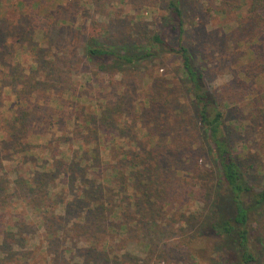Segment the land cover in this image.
Returning a JSON list of instances; mask_svg holds the SVG:
<instances>
[{
	"label": "rangeland",
	"instance_id": "rangeland-1",
	"mask_svg": "<svg viewBox=\"0 0 264 264\" xmlns=\"http://www.w3.org/2000/svg\"><path fill=\"white\" fill-rule=\"evenodd\" d=\"M168 1L0 0V264L223 263L200 236L217 165L170 48L188 49L263 191L264 0H173L179 40ZM87 46L143 58L101 65ZM250 229L263 264L264 207Z\"/></svg>",
	"mask_w": 264,
	"mask_h": 264
},
{
	"label": "trees",
	"instance_id": "trees-1",
	"mask_svg": "<svg viewBox=\"0 0 264 264\" xmlns=\"http://www.w3.org/2000/svg\"><path fill=\"white\" fill-rule=\"evenodd\" d=\"M167 12L169 19L173 23L172 29L178 34L179 40L183 33V19L178 3L169 0ZM253 15L249 22L251 27L257 23L255 20L256 14ZM252 30H255V27ZM151 39L153 42L166 47L159 34H155ZM170 51L180 56L182 72L187 80L191 98L203 129V135L212 147L215 164L217 165L218 179L214 183L215 187L212 190L208 189L211 190V212L207 218L205 228L200 232V236L219 243L217 251L223 253L222 264H260L251 246L250 222L254 212L264 207V190L255 192L246 182L234 158L233 148L223 133L224 113L214 95L205 86L203 74L193 63L188 49L178 44L177 47H171ZM85 52L90 60L100 62L101 65L112 63L111 65L114 66H123L143 58V56L130 55L129 49H126L125 53L121 54L103 47L87 46ZM164 100L162 97H154L153 101L156 108H159L158 103ZM161 126L164 127V125ZM161 173L166 174L167 170L165 169ZM131 176L130 178L134 177L132 173ZM46 180V176L41 175L37 180L27 181L28 184L23 183L31 188H37L41 183L46 188V186L48 187ZM191 184L190 182L189 185ZM192 190L188 192L185 190V192L193 194ZM201 191L199 188L198 192L201 193ZM81 196V200L86 198L84 194ZM147 197L150 200L148 194ZM92 205L94 211H100L99 207L103 206L97 203L93 204V202ZM114 210L115 206L112 211ZM100 254L97 255V258L86 261V264H97L95 261L100 259Z\"/></svg>",
	"mask_w": 264,
	"mask_h": 264
}]
</instances>
